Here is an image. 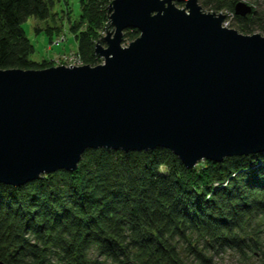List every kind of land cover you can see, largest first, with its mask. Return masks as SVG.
<instances>
[{"label": "water", "instance_id": "water-1", "mask_svg": "<svg viewBox=\"0 0 264 264\" xmlns=\"http://www.w3.org/2000/svg\"><path fill=\"white\" fill-rule=\"evenodd\" d=\"M107 10L99 64L0 69V183L71 172L89 148H166L188 169L264 151V36L223 26L197 0ZM127 28L139 34L123 45Z\"/></svg>", "mask_w": 264, "mask_h": 264}, {"label": "trees", "instance_id": "trees-1", "mask_svg": "<svg viewBox=\"0 0 264 264\" xmlns=\"http://www.w3.org/2000/svg\"><path fill=\"white\" fill-rule=\"evenodd\" d=\"M111 0H82L69 21L81 64L97 65L96 41L108 25ZM240 0H197L206 11L234 12ZM262 7L235 15L239 33L264 25ZM54 0H0V69H41L22 23L47 20ZM69 19V14L66 13ZM51 27L47 26L46 30ZM40 30V27H36ZM139 32L127 28L123 42ZM264 215V151L206 160L186 168L166 148L127 151L86 149L73 171L56 170L20 186L0 183V260L6 264H185L176 241L199 236L214 251L250 250L264 264L254 219ZM249 229V231H247ZM197 264H214L188 244ZM244 253V252H243Z\"/></svg>", "mask_w": 264, "mask_h": 264}, {"label": "rangeland", "instance_id": "rangeland-1", "mask_svg": "<svg viewBox=\"0 0 264 264\" xmlns=\"http://www.w3.org/2000/svg\"><path fill=\"white\" fill-rule=\"evenodd\" d=\"M240 1L244 2L251 9L252 7L255 9L262 7L261 0ZM175 4L180 8L184 7V2H176ZM81 6L82 0H54L51 10L52 14L54 15L53 17L50 16L47 20H38L34 17H28L21 24L27 37L30 39L34 47V51L31 55L32 60L38 61L43 58L49 59L52 61L51 66L82 65L80 59H77V43L72 31L70 30L69 24V21H74L81 14ZM202 10L205 12H211L206 11L204 8H202ZM66 13L69 14V19L67 18ZM217 13H222L225 15V18L222 22L223 26L236 29L234 20V16L236 14L234 12L224 10L223 12ZM47 26L51 27L46 30ZM36 27H40V30L37 31ZM111 28L112 27H108L106 30H111ZM252 33H259L260 35L264 36V25L255 24L252 28V31L248 34ZM105 34L106 31H102L100 32L99 36L101 35L103 38ZM130 41L131 40L129 39H126L124 42L122 40V44L127 45ZM59 51L60 53H57ZM206 160L207 159L205 158L198 160L195 166L198 165L200 167V164L205 163ZM251 222L253 223L252 226L256 231L255 240L257 239L259 245L264 246V215L258 216ZM247 231H249V229ZM188 244H194L198 250L205 252L207 256L212 258L214 264H259L256 255L251 254L250 252L252 251L248 249L244 250V253H240L230 248L214 251L209 247L205 248L204 246L206 245L204 244V241L199 236L195 235L188 236L186 241H176L177 250L180 256L183 258L185 264L198 263L195 258H193L191 249L187 247ZM88 255L89 257L97 260L99 264H118L105 259L103 256H99L94 248H91L88 251ZM52 264L62 263L59 260H54Z\"/></svg>", "mask_w": 264, "mask_h": 264}, {"label": "built area", "instance_id": "built-area-1", "mask_svg": "<svg viewBox=\"0 0 264 264\" xmlns=\"http://www.w3.org/2000/svg\"><path fill=\"white\" fill-rule=\"evenodd\" d=\"M77 56H78V55H77ZM77 59H78V60L80 59V58H79V56H78V58H77Z\"/></svg>", "mask_w": 264, "mask_h": 264}, {"label": "crops", "instance_id": "crops-1", "mask_svg": "<svg viewBox=\"0 0 264 264\" xmlns=\"http://www.w3.org/2000/svg\"><path fill=\"white\" fill-rule=\"evenodd\" d=\"M57 53H60V51H59V52H57ZM57 53H55V54H57ZM55 54H54V55H55Z\"/></svg>", "mask_w": 264, "mask_h": 264}, {"label": "bare ground", "instance_id": "bare-ground-1", "mask_svg": "<svg viewBox=\"0 0 264 264\" xmlns=\"http://www.w3.org/2000/svg\"><path fill=\"white\" fill-rule=\"evenodd\" d=\"M63 60V59H62Z\"/></svg>", "mask_w": 264, "mask_h": 264}]
</instances>
